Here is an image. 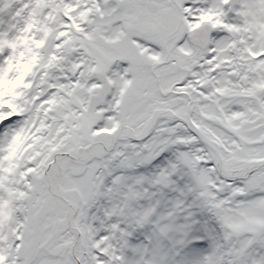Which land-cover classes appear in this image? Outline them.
<instances>
[{
    "label": "snow or ice",
    "instance_id": "snow-or-ice-1",
    "mask_svg": "<svg viewBox=\"0 0 264 264\" xmlns=\"http://www.w3.org/2000/svg\"><path fill=\"white\" fill-rule=\"evenodd\" d=\"M0 264H264V0H0Z\"/></svg>",
    "mask_w": 264,
    "mask_h": 264
}]
</instances>
